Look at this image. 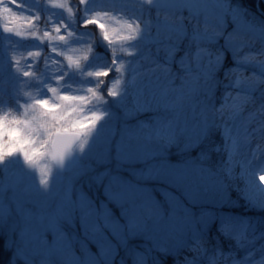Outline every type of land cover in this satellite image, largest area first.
Returning <instances> with one entry per match:
<instances>
[{
    "label": "snow or ice",
    "instance_id": "obj_1",
    "mask_svg": "<svg viewBox=\"0 0 264 264\" xmlns=\"http://www.w3.org/2000/svg\"><path fill=\"white\" fill-rule=\"evenodd\" d=\"M0 18V170L22 156L41 186L0 191V264H264V0H0Z\"/></svg>",
    "mask_w": 264,
    "mask_h": 264
},
{
    "label": "rangeland",
    "instance_id": "obj_2",
    "mask_svg": "<svg viewBox=\"0 0 264 264\" xmlns=\"http://www.w3.org/2000/svg\"><path fill=\"white\" fill-rule=\"evenodd\" d=\"M55 2H69L68 0H55ZM58 11V10H57ZM5 24V21L3 18H0V31H2L3 26ZM17 26L21 28V30L25 27H27V22L23 19H20L16 22ZM12 26L11 24L9 25ZM89 31H92V27L89 26ZM18 39V38H17ZM36 41H24V47L29 48L33 44H35ZM73 48H79L78 45H73ZM35 50V49H33ZM67 55H71L74 58L78 56H82L84 54L83 51H67ZM17 55H21V53H17ZM22 55L26 57V52H23ZM129 57H126V59ZM59 59L63 60V62L66 64L67 60L64 59V57H59ZM24 60H21V66H23ZM51 71L57 72L59 71V66L56 64L51 65ZM109 99H115V98H109ZM254 147V145H253ZM87 151V145L86 149ZM46 163L45 161H40L41 166ZM74 165L72 168L74 170ZM52 167V173L49 176L50 180V188L52 190H55L59 188L63 183L66 182L69 175H71L70 171L67 172H58L54 165L51 164ZM3 166H0V169H2ZM71 170V169H70ZM63 173V174H62ZM39 179H40V170L39 168H31L26 162H24L23 157L20 156L18 158H13L11 162L8 164V171L7 173L0 170V191L3 190V187H6L9 183L14 182L18 185L20 190H30L32 192H37L38 190H41V186L39 185ZM7 214V208L2 203H0V215H6Z\"/></svg>",
    "mask_w": 264,
    "mask_h": 264
},
{
    "label": "water",
    "instance_id": "obj_3",
    "mask_svg": "<svg viewBox=\"0 0 264 264\" xmlns=\"http://www.w3.org/2000/svg\"><path fill=\"white\" fill-rule=\"evenodd\" d=\"M53 165H54V167L56 168V170L59 171V172L68 171V170H67V168H68L67 161H66V168L63 169V170L60 169L59 166L55 165L54 163H53ZM73 166H74V165H71V166H70V169H71Z\"/></svg>",
    "mask_w": 264,
    "mask_h": 264
},
{
    "label": "trees",
    "instance_id": "obj_4",
    "mask_svg": "<svg viewBox=\"0 0 264 264\" xmlns=\"http://www.w3.org/2000/svg\"><path fill=\"white\" fill-rule=\"evenodd\" d=\"M70 3H76V2H78V0H68ZM90 27H92V26H90ZM237 209H239L240 208V205L239 204H237L236 206H235ZM7 250V249H6Z\"/></svg>",
    "mask_w": 264,
    "mask_h": 264
}]
</instances>
